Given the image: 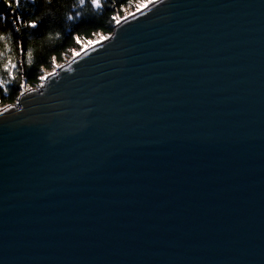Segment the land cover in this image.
Returning a JSON list of instances; mask_svg holds the SVG:
<instances>
[{"label":"water","instance_id":"95a60500","mask_svg":"<svg viewBox=\"0 0 264 264\" xmlns=\"http://www.w3.org/2000/svg\"><path fill=\"white\" fill-rule=\"evenodd\" d=\"M130 13L0 107V264H264V0Z\"/></svg>","mask_w":264,"mask_h":264},{"label":"trees","instance_id":"16d2710c","mask_svg":"<svg viewBox=\"0 0 264 264\" xmlns=\"http://www.w3.org/2000/svg\"><path fill=\"white\" fill-rule=\"evenodd\" d=\"M147 0H102L101 9H93L90 5L83 8H71V4L77 0H37L38 11L35 15L43 18V22L36 31L25 30L26 48L33 51V64L27 63L26 53L23 54L24 64L17 65L13 76L9 77L6 70L0 67V80L8 82L9 92L4 94L0 91V107L16 103L21 89L18 85L22 80H26L27 87H37L42 84L40 76L56 68L58 64L66 62L76 52L80 51L81 44L73 39V33L78 32L81 41L87 39L93 40L100 34L108 35L115 29L116 21L112 20V14L124 16L127 11L136 9L138 3ZM0 6V11H3ZM82 11L86 16L93 17L90 24L69 21L66 18L67 12ZM83 19V18H81ZM3 30L7 34V24H3ZM18 37L9 36V46L6 48L3 41H0V65L9 57L14 62L22 58L15 45Z\"/></svg>","mask_w":264,"mask_h":264},{"label":"snow or ice","instance_id":"6c2138e0","mask_svg":"<svg viewBox=\"0 0 264 264\" xmlns=\"http://www.w3.org/2000/svg\"><path fill=\"white\" fill-rule=\"evenodd\" d=\"M152 2L162 4V0H149V3ZM85 5H90L93 9H101L104 6L102 0H77L76 3L71 4V8H76L78 6L83 8ZM0 6H2L4 9L3 11H0V41H3L4 46L7 48L9 46V36L18 37L15 40V45L22 54V58L18 62H14L12 58L9 57V59L0 65V67L7 71L8 76L12 77L14 70L17 69V65L24 64V53H26L28 65L31 66L33 64V51L31 48H26V38L24 36V31L29 29L36 31L43 22V18L39 15H35V13L38 11L37 0H0ZM141 6L142 4L138 3L136 8L139 9ZM65 15L67 20L78 23L90 24L94 20L93 17L86 16L82 11H75L74 13L69 11ZM127 15L130 16L131 13H128ZM111 18L112 20L119 23L125 17L113 13ZM4 23L7 24V34H5L3 30ZM110 36L111 33H109L108 36L100 34V39H107ZM73 39L81 44L80 51L90 48L93 44H97L99 42L98 40H91L87 38L81 41L78 32L73 33ZM74 53L79 55V52H76L75 50ZM52 74L54 73H45V75L40 76L39 79L43 81L46 76ZM18 87L19 89L24 90L26 88V80H22ZM0 91H2L4 94L9 92L7 81L0 80ZM3 111H7V108L3 109Z\"/></svg>","mask_w":264,"mask_h":264},{"label":"rangeland","instance_id":"374dc122","mask_svg":"<svg viewBox=\"0 0 264 264\" xmlns=\"http://www.w3.org/2000/svg\"><path fill=\"white\" fill-rule=\"evenodd\" d=\"M149 0H147V1H145V2H143V3H141L142 4V6L143 5H145L147 2H148ZM137 9V8H136ZM136 9H133V10H129V11H127V13H130V12H132V11H134V10H136ZM126 13V14H127ZM98 38H100V35L99 36H97L96 38H94L93 40H96V39H98ZM75 55V54H74ZM71 58H69L68 59V61L70 60ZM59 65V64H58ZM57 67V66H56ZM54 70V69H53ZM26 86H27V84H26Z\"/></svg>","mask_w":264,"mask_h":264},{"label":"bare ground","instance_id":"6f19581e","mask_svg":"<svg viewBox=\"0 0 264 264\" xmlns=\"http://www.w3.org/2000/svg\"><path fill=\"white\" fill-rule=\"evenodd\" d=\"M100 39V38H99ZM99 39H97V40H99Z\"/></svg>","mask_w":264,"mask_h":264}]
</instances>
